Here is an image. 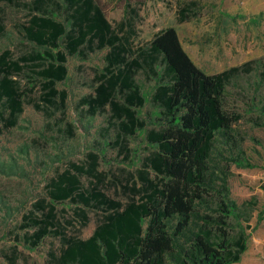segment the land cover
Segmentation results:
<instances>
[{
  "label": "trees",
  "instance_id": "1",
  "mask_svg": "<svg viewBox=\"0 0 264 264\" xmlns=\"http://www.w3.org/2000/svg\"><path fill=\"white\" fill-rule=\"evenodd\" d=\"M10 8L28 12L18 33L32 51L18 59L2 48ZM187 12L181 11V23ZM134 33L126 31L122 22L111 23L100 0H0L2 128H16L24 113L26 91L19 78L25 69L43 81L46 105L65 107L68 93L57 85L68 79L69 59L88 62L102 52H106L105 72L80 103L88 115L95 117L110 108L112 120L118 121V141L144 131L147 124L138 110L148 99L137 75L145 68L156 80L150 102L160 116L157 129L146 136L152 151L123 186L126 202L102 190L106 177L99 172L102 159L90 153L86 165H72L47 185V198L24 217L22 228L34 230L26 241L37 247L48 236H60L53 231L58 224L57 205L69 202L82 207L77 217L84 224L89 221L87 210L104 216L86 240L62 236L65 249L57 264H238L248 248L239 223L241 210L227 197L210 199L208 162L217 137L226 136L241 120L223 109L226 88L232 77L250 74L255 62L207 75L185 52L174 28L159 32L147 51L131 60ZM67 130L74 137L75 125ZM124 148L129 157L131 150ZM83 178L92 179V185L86 188ZM213 211L216 215L209 214ZM203 212L208 214L201 216ZM231 221L238 222L235 240Z\"/></svg>",
  "mask_w": 264,
  "mask_h": 264
},
{
  "label": "rangeland",
  "instance_id": "2",
  "mask_svg": "<svg viewBox=\"0 0 264 264\" xmlns=\"http://www.w3.org/2000/svg\"><path fill=\"white\" fill-rule=\"evenodd\" d=\"M100 2L111 23L122 22L126 31H135L131 60L146 52L159 32L174 28L185 52L207 75L255 62L250 74L232 77L226 88L223 109L241 116V120L226 136L217 137L208 163L210 199L227 197L241 210L239 223L246 232L248 248L238 264H264V0ZM183 9L188 12L181 23ZM27 14L17 8L7 12L9 32L2 48L12 51L15 59L32 51L18 33ZM105 55L96 53L88 62L69 59L68 79L57 85L58 90L68 93L65 107L46 105L42 100L43 81L27 69L21 74V88L26 91L24 113L16 128L6 130L0 124V264H57L65 249L63 235L82 240L93 235L104 214L87 210L89 221L84 224L77 217L82 207L69 202L57 205L58 224L53 231L60 236H48L32 247L26 239L34 230L22 228L34 204L47 198V185L72 165H86L90 153L102 159L99 172L106 175L102 190L111 198L128 200L123 186L152 151L146 136L159 126V109L150 102L156 80L145 68L138 73L137 81L148 99L138 116L147 125L138 135L118 141V121L111 119V112L91 117L80 105L104 74ZM70 124L75 125L74 137L67 130ZM124 147L131 150L129 157L122 152ZM92 181L82 179L86 188ZM209 214L216 215L214 211ZM230 228L235 240L238 222L231 221Z\"/></svg>",
  "mask_w": 264,
  "mask_h": 264
},
{
  "label": "crops",
  "instance_id": "3",
  "mask_svg": "<svg viewBox=\"0 0 264 264\" xmlns=\"http://www.w3.org/2000/svg\"><path fill=\"white\" fill-rule=\"evenodd\" d=\"M95 84L97 85V81L95 82ZM96 85H95V87H96ZM107 111L111 112V111H110V108H108ZM107 111H106V112H107ZM112 118H113V116H112V113H111V119H112ZM113 121H114V120H113ZM116 125H117V127H118V123H117ZM139 132H140V131H139ZM139 132H137L136 135H138Z\"/></svg>",
  "mask_w": 264,
  "mask_h": 264
}]
</instances>
